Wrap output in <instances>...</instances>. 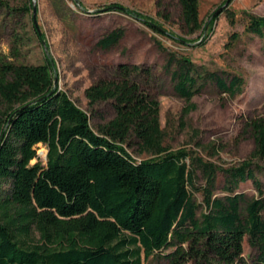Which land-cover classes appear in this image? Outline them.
<instances>
[{"label":"trees","instance_id":"1","mask_svg":"<svg viewBox=\"0 0 264 264\" xmlns=\"http://www.w3.org/2000/svg\"><path fill=\"white\" fill-rule=\"evenodd\" d=\"M177 5L187 35L211 28L219 16L201 19L200 0ZM31 7L32 0L25 8ZM3 9L15 11L9 0H0ZM104 10L129 13L185 44L209 38L177 36L121 4ZM246 15V31L263 35L264 16ZM124 34L125 28H114L97 45L112 48ZM156 42L167 53L165 69L187 103L186 114L209 83L230 97L243 92L241 74L211 70ZM15 43L10 54L0 52V264H143L151 256L168 264H264V183L257 173L264 169L263 113L245 121L254 140L250 155L220 166L164 144L149 66L120 62L109 77L85 89L90 105L112 100L115 108V116L94 129L90 114L55 83V60L46 55L41 64L16 62ZM132 140L137 153L151 156L137 160L128 149ZM39 143L47 147L46 162L37 153ZM199 173L206 179L203 186L197 185ZM220 173L227 192L222 196L214 193ZM247 180L258 196L237 191ZM195 190L207 207L201 217ZM246 236L255 250L249 259Z\"/></svg>","mask_w":264,"mask_h":264},{"label":"rangeland","instance_id":"2","mask_svg":"<svg viewBox=\"0 0 264 264\" xmlns=\"http://www.w3.org/2000/svg\"><path fill=\"white\" fill-rule=\"evenodd\" d=\"M9 1L15 11L13 14L7 13L6 9L0 12V52L10 54L16 40L19 54L12 57L13 60L41 64L46 61L45 40L49 56L55 60L58 87L90 114L94 129L112 119L115 108L112 100L90 105L85 89L98 78L109 77L118 63H137L151 68L149 87L160 100L165 145L172 150L189 149L193 154L225 167L238 164L250 155L254 140L246 130V118L254 113L264 114V33L260 36L246 31V11L264 16V0H231L218 13L211 28L206 26L203 32L192 35L182 30L177 0H38L36 19L33 8H25L29 7L30 0ZM225 2L200 0V18L210 19L209 16ZM109 4L137 10L177 36L193 41L202 33L203 37L209 35V38L204 44H199L200 39L192 44L182 43L170 35L156 32L129 13L104 10ZM117 27L125 28L118 45L109 49L97 45L103 34ZM233 33L238 37L232 38ZM156 39L165 48L185 53L211 70L241 74L246 80L243 92L230 97L209 83L192 98L195 108L186 114L187 103L174 89L172 76L165 69L167 53L158 46ZM37 148L40 158L46 162V145L39 143ZM128 149L137 160L151 156L137 153L135 140ZM260 164L264 166V160ZM257 173L264 183V169H258ZM196 181L198 186L206 184L200 173ZM223 185L224 177L220 173L215 195L227 193ZM237 191L248 197L258 196L252 180L241 182ZM193 194L199 203L198 216L201 217L207 210L204 196L196 190ZM243 245L244 256L249 259L255 250L249 244L248 236ZM143 264H168V261L151 256Z\"/></svg>","mask_w":264,"mask_h":264},{"label":"water","instance_id":"3","mask_svg":"<svg viewBox=\"0 0 264 264\" xmlns=\"http://www.w3.org/2000/svg\"><path fill=\"white\" fill-rule=\"evenodd\" d=\"M230 2H231V0H226V2L214 12V15L220 13L225 7H227L229 5ZM32 8H33V17L36 19L37 13H38V0H32ZM43 45H44L45 52L47 53V55H49V53H50L49 46L45 40H43ZM55 83L56 84L58 83V76L57 75H55Z\"/></svg>","mask_w":264,"mask_h":264}]
</instances>
